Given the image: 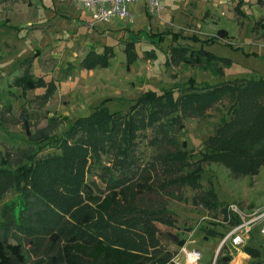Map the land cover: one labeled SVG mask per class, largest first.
Segmentation results:
<instances>
[{"label":"trees","instance_id":"16d2710c","mask_svg":"<svg viewBox=\"0 0 264 264\" xmlns=\"http://www.w3.org/2000/svg\"><path fill=\"white\" fill-rule=\"evenodd\" d=\"M259 25L263 27L264 21ZM169 32L150 34L161 41ZM172 32L174 42L186 37L181 31ZM226 37L224 28L204 37L192 34L194 41L202 42L200 47L172 43L166 64L198 66L220 77L232 61L204 45ZM124 52L128 66L137 59L135 42L127 41ZM114 56L111 45L103 52L92 49L80 66L107 67ZM32 58L22 61L24 72L12 84L23 92L44 88L40 98L45 103L58 89L57 83L35 76ZM222 102L232 104L230 118L208 137L207 151L191 159L186 141L180 140L184 120L205 118L209 109ZM4 106L12 115V104ZM19 121L29 145L0 150V264H168L174 251L161 243L157 223L173 225L174 218L158 193L184 200L182 191L188 188L193 191V204L224 211L212 186L204 188L201 174L204 164L213 161L223 162L235 176L264 163V76L216 83L190 77L180 86L147 89L125 112L102 105L77 118L56 138L52 150L37 144L54 137L56 119L34 129L31 113L23 108ZM4 126L6 120L0 116V129ZM148 129L150 134L144 135L154 154L142 166L136 140L139 132ZM106 144L120 149V159L113 172L102 176L104 186L91 165ZM12 151L20 157L13 158ZM238 221L232 216L231 224ZM213 227L206 230L208 235L222 237L227 230L218 233ZM183 243L184 239L177 240L178 246ZM243 250L250 256L246 264H264L256 247L245 244ZM231 259L230 252L219 253L216 262L228 264Z\"/></svg>","mask_w":264,"mask_h":264},{"label":"rangeland","instance_id":"374dc122","mask_svg":"<svg viewBox=\"0 0 264 264\" xmlns=\"http://www.w3.org/2000/svg\"><path fill=\"white\" fill-rule=\"evenodd\" d=\"M142 3L127 5L128 13H133L134 19L117 17L90 27L87 22L90 11L73 0H0V116L6 120V126L0 129V150L29 145L19 121L23 108L31 113L34 129L45 127L49 119L58 121L54 137L37 144L52 150L56 138L77 118L94 113L102 105L110 111L125 112L147 89L160 91L180 86L190 77L197 82L216 83L234 77L264 76V26L259 25V21H264V0H160L157 15L144 14ZM220 28L227 30L228 37L206 44L204 48L231 59L232 64L224 67L222 76H213L198 66L166 64L170 44L198 48L202 42L194 41L192 34L209 36ZM166 30L170 32L161 41L150 34ZM171 30L181 31L186 37L180 36L174 42ZM131 40L135 42L137 59L127 66L124 47ZM106 45L113 46L115 51L109 66L94 69L80 66L90 50L103 52ZM28 57H33L35 76L57 83L58 89L48 102L43 103L40 98L44 88L23 92L12 84L15 77L24 72L22 61ZM7 103L12 104V115L4 106ZM230 106L231 103L222 102L209 109L205 118L184 120L180 140L186 141L191 159H197L207 151L206 140L230 118ZM145 133L149 135L150 130L139 132L136 140L142 166L147 165L154 154ZM107 145L97 151L91 165L93 175L104 186L102 176L113 172L120 159V149ZM12 154L13 158L20 157L18 153ZM251 169L235 176L223 162L205 163L201 182L204 188L212 186L223 206L234 203L245 217V213L254 208H264V163L256 166L254 171ZM160 194L163 193H158L157 197L167 201L174 218L173 225L157 223L161 243L174 251L168 264H187L180 250L182 246L188 250H201L202 258L197 264H217L219 253L225 252L232 255L228 264L247 263L248 260L242 258L247 254L243 247L229 248L221 244L222 237L218 234L208 235L206 230L210 222L204 216L207 213L221 218L219 210L208 211L193 204V191L188 188L182 191L184 200ZM8 197H14V193ZM263 223H255L248 241L249 246L258 249L261 261H264V235L260 232ZM225 227L222 224L212 229L220 233ZM181 238L184 243L178 246L177 240Z\"/></svg>","mask_w":264,"mask_h":264},{"label":"built area","instance_id":"2783aa9c","mask_svg":"<svg viewBox=\"0 0 264 264\" xmlns=\"http://www.w3.org/2000/svg\"><path fill=\"white\" fill-rule=\"evenodd\" d=\"M77 4L84 6L85 8L95 9L93 12V19L91 26L95 27V24L102 21H109L115 16L121 18L128 17L126 5L129 2L138 0H74ZM148 8V11L157 15L160 12V0H143ZM224 211L219 210L221 218H215L209 216L206 213L204 218H207L210 222L209 227H213L214 224H225L227 230L222 236L221 244H225L232 249L241 247L245 244L248 235L251 234L255 223L259 221L264 222V208L252 210L249 213H245V217L242 210L234 203H228L224 206ZM232 216H236L239 221L236 224H231ZM261 234L264 235V223L260 227ZM195 241V240H193ZM181 252L184 255V261L187 264H197L202 258V252L198 248L191 250L181 247Z\"/></svg>","mask_w":264,"mask_h":264},{"label":"crops","instance_id":"0c3cea01","mask_svg":"<svg viewBox=\"0 0 264 264\" xmlns=\"http://www.w3.org/2000/svg\"><path fill=\"white\" fill-rule=\"evenodd\" d=\"M73 1H74V0H73ZM135 2H143L142 4H143V12H144V14H150L149 11H148L147 6H146V4H145V2H144L143 0H138V1L129 2V3H127V5L130 4V3H135ZM127 5H126V9H127ZM86 9H87V12L90 11V13H91V14H90V21L87 20V22H88V24L90 25V27H92V26H91V23H92V21H94V19H93V12L95 11V9H94V8H93V9L86 8ZM127 12H128V9H127ZM143 12H142V13H143ZM133 15H134L133 13H130V12H129V13H128V19H134V16H133ZM117 17L120 18V19H124V18H121V17H119V16H115V17H113L112 19L117 18ZM112 19H111V20H112ZM104 22H107V21H102V22H98V23H104ZM98 23H96L95 26H96ZM152 33H153V32H152ZM93 50H94V49H93ZM97 52H98V51H97ZM255 209H261V208H254L253 210H255ZM253 229H254V227H253ZM253 229H252V230H253ZM252 230H251V232H252ZM250 238H251V235H248V238L246 239L245 244H248V241H249ZM245 244H244V245H245ZM244 245L241 246V247H244ZM238 248H240V247H238ZM234 249H237V248H234ZM245 254H246V253H245ZM244 256H247L248 258H247V257H244ZM242 258H243V260H246V261L249 260V256H248L247 254H246V255H243ZM246 258H247V259H246Z\"/></svg>","mask_w":264,"mask_h":264}]
</instances>
